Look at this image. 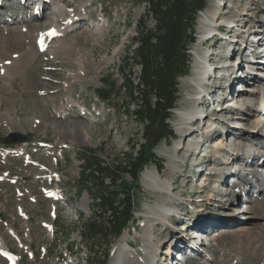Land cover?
Segmentation results:
<instances>
[{
  "label": "rangeland",
  "instance_id": "1",
  "mask_svg": "<svg viewBox=\"0 0 264 264\" xmlns=\"http://www.w3.org/2000/svg\"><path fill=\"white\" fill-rule=\"evenodd\" d=\"M55 2L64 4L63 6L67 7L66 10L56 14L53 13L50 4H47L40 14L35 15V18L31 11L32 4L19 5L21 4L19 0L18 2L4 0L0 6L1 12L5 9L4 12H0V52H6L4 56L11 58L10 63L17 59L22 49L32 54L26 62L18 64L17 70L11 72L9 77H4L0 72V95L3 96L0 99V115L3 114L0 117V149L8 148L4 140L11 133H23L31 142L25 150L27 153L22 156L13 157L10 156L11 153H4V156L0 154V240L14 254L17 264H104V262L107 264L111 259L112 246L118 238L108 247L106 246L108 239L104 238L94 248L81 239L79 232L81 225L96 212H93L90 207L92 201L90 192L88 190L79 192L78 178L84 150H95L102 158L115 162L123 153L131 152L133 146L145 144L146 140L142 136L145 126L134 121L132 116L126 117L122 113L121 102L128 101L127 96L123 93L118 94L115 89L107 104L97 96L99 89L104 92V96H107L108 89L102 81L103 77L110 76L109 81L115 87L122 83L119 67L124 66L127 70L122 60L129 53L127 48L131 45L132 37L136 35V24L144 14L145 3L144 0H55ZM208 7L221 8L219 13L224 14L225 18L237 16L235 19L239 21L241 29L234 30L236 33L249 31L251 24L255 25L254 28L264 26L260 23L261 20L264 21L262 18L264 12H261V10L264 11V0H206L205 10ZM205 10L200 12L198 18ZM65 16H72L76 20L73 24L63 25L66 21ZM198 18L196 40L190 46L191 53L195 52V55L191 54L190 72L188 76L178 79L179 99L171 118L165 121V128L173 131L174 138L167 142L161 138L157 144H154V154L158 162L163 165L160 173L167 180L170 192L160 193L150 190L144 181L143 173L140 174L139 187L133 193L135 221L122 236L128 240V244L133 243L135 250H141L143 236L146 233L149 237L152 236L149 239L152 245L153 240L156 239L153 249L158 245L157 241L169 233L176 235L171 241L175 242V239L180 236L178 225L183 223L182 217L178 215V218L169 219L163 227L158 217H150L149 207L166 197L172 199L174 197L176 200L184 198L183 202L175 201V204L178 205V210L181 206L183 213L186 216L189 215L185 216V219H188L189 223L193 221L191 223L193 228H196L195 225L201 218V214L216 220L206 224L207 233L216 234V239L209 246L210 249L215 248V251L209 252V248L199 247L195 254L197 258L191 257L185 263H180L175 255H171L167 262L161 260L163 264H168L170 260L173 264H264V208H259V202L264 201V194L261 191L264 189V172L258 181L253 182L254 186L247 193L244 191L240 194L233 188L229 196L223 197L225 206L216 198L221 197V187L225 188L228 184L223 183L216 173L221 172L224 167L229 169L233 165L231 161L222 164L225 160L224 154L228 155L226 149L229 148H219L220 150L213 148L217 151L215 155L213 153L215 156L213 159L210 151H205L202 157H198L199 154L196 153L189 154V150L188 152L186 150L188 147L193 148L196 139L190 146V142L188 143V139L185 138L187 134H182L184 131L178 132L176 129L177 123L180 122L178 111L194 107V103H191L193 91L189 78L194 69V62L197 60L196 53L206 54L208 51L215 52L217 49V56L213 55V59L222 57L226 53L220 51L222 48L217 42L204 46L201 44V50H197L196 45L200 43ZM4 19L13 20L15 23L5 22ZM24 20L26 21L23 22ZM35 23L38 26L36 31L39 33L56 25L63 33L62 37L50 42L49 53L38 52L35 38L31 37L32 32H28V25L33 26ZM152 25V20L148 19L147 26L152 27ZM22 26V30H19ZM25 27L27 30H24ZM9 29H14L16 32L8 33ZM131 46L134 48V45ZM234 60L232 57L229 58V62ZM129 66L132 67L134 74H138L140 68L137 65L130 63ZM258 72L264 73L261 68L255 71L257 74L252 75L258 76ZM78 76L81 78L80 81L76 80ZM134 77L135 75L132 76L133 79ZM32 79L35 80L34 84L30 83ZM245 81H243L245 87L254 89L264 87V76L257 81H253L252 78L250 80L249 76L245 78ZM219 82L220 86L212 89L213 93L217 89L215 98L221 103L237 100L238 95H235V90L239 88H236L231 81L233 87L231 89L230 86V94L227 95L228 87H226L227 83H224V75ZM246 96L250 94L245 93V101L250 100L251 97ZM253 97L256 99V96ZM260 97H257V104H260L258 102ZM69 99L70 104L66 105ZM245 101L244 103L250 102ZM82 105L85 106V114L76 111V108ZM63 108L68 111V114L59 113V110ZM223 113L231 117L225 119V122H235L237 129H245L249 133L255 130L252 133L256 135L257 129L253 128V123L241 117L237 118L235 111ZM7 116L10 120L3 119L8 118ZM248 117L251 120L255 119L254 115ZM217 122L223 128L229 129L225 122L224 125L218 120ZM189 125L192 127V124ZM230 127L233 128V126ZM228 134L237 138L234 142L241 145V151L245 153L250 148L254 152L258 150L257 147L264 145V138H260L251 146H244L245 141L241 139V131H229ZM151 137H157V132L152 130L149 138ZM215 137L217 140L213 141L216 146L223 143L225 147L227 141L224 137H221L220 133ZM38 142L53 144L55 148L47 153L41 150L34 151ZM61 144L69 148L60 151L57 145ZM228 145L229 143L226 144ZM169 147H176L179 150L173 153L170 152ZM10 148L16 151L20 146ZM229 150H233V147ZM221 151L223 153L220 155ZM57 152H60L61 158L58 157V162L55 164L52 160L57 157ZM258 152L259 150L254 153ZM200 158V165L196 166L198 162L196 160ZM261 159L262 157L259 161ZM30 160L35 163H29ZM219 161L221 163H218ZM193 168H199V173L194 174L197 180H194L191 172ZM147 169L155 170L156 165H149ZM52 173L57 174L59 182L48 181L52 177L42 178L45 175L52 176ZM128 179L130 180V177ZM53 184H57V196L60 198L62 193V200L56 199L57 196L44 197L41 188L47 189L49 186L53 187ZM257 188L261 189L257 192ZM242 198L246 200L253 198L256 201L250 202L249 206L243 204L246 209L242 213H236V207L228 208L230 200L236 199H239V203L233 206L240 208L244 201ZM8 229L17 233L16 236L8 234ZM47 229H50L51 233ZM225 231L226 233L223 234ZM217 233L223 237L217 238ZM162 244L159 246L161 247ZM168 244L160 248L162 252L159 255L164 258L168 255H165L164 251L171 247ZM184 251L185 249L180 250V254L187 256ZM143 258L142 253L140 260ZM0 264L8 263L0 257Z\"/></svg>",
  "mask_w": 264,
  "mask_h": 264
},
{
  "label": "trees",
  "instance_id": "2",
  "mask_svg": "<svg viewBox=\"0 0 264 264\" xmlns=\"http://www.w3.org/2000/svg\"><path fill=\"white\" fill-rule=\"evenodd\" d=\"M144 14L136 24V35L127 48L128 54L119 67L122 83L115 87L110 76L102 81L107 96L99 89L97 96L110 102L113 91L123 93L128 101L121 102L122 113L145 126V144L133 146L115 162L102 158L95 150H84L79 173L80 190H88L93 215L80 227L81 239L95 247L107 238L106 246L119 238L134 223L135 200L142 171L149 165L162 169L154 154V137L149 138L162 118V139L174 138L165 128L179 99L178 79L190 70V46L195 42L196 21L206 7V0H144ZM148 19L152 27L147 26ZM137 65L138 74L129 65ZM134 79L132 76H134ZM105 78V79H104ZM136 79V81H135ZM106 103V104H107ZM132 104V106H130ZM130 177V180L128 179ZM105 264V262H104Z\"/></svg>",
  "mask_w": 264,
  "mask_h": 264
},
{
  "label": "bare ground",
  "instance_id": "3",
  "mask_svg": "<svg viewBox=\"0 0 264 264\" xmlns=\"http://www.w3.org/2000/svg\"><path fill=\"white\" fill-rule=\"evenodd\" d=\"M14 1L15 0H13V2ZM19 1L21 2L20 5H23V4L25 5L26 3L28 5V4H30V2L36 4V8H33L31 10L32 12H33V10L36 11L34 13V16H33L34 18H35L36 14H40V11L43 9L44 6H47V4H50L49 6H51V8L53 10V13L55 12L56 14L57 13L61 14L67 8V7L63 6L64 4L61 5L59 3H56L55 0H40L39 3L37 1H35V0H19ZM37 4H38V6H37ZM220 10H221V8H218V7H216V8L208 7L203 12L202 16L200 18H198L199 19V25H200V41H201L199 44L196 45L198 51L201 50V48H202L201 44H203L205 41H207L206 38L208 40L209 39L212 40V41H207L206 43H208V44H210L211 42L219 43V47L222 48V49L218 48V49H220V51L221 50L225 51L226 48H228V47H230V49L231 48L238 49L237 48L238 45H237L236 36H235V34L231 35L234 32V30L241 29L240 28L241 25L238 23L239 21H236V19H235V18H237V16H233L232 15V16H229L228 18H225L224 14L220 15V13H219ZM261 12H264V11L261 10ZM31 15H32V13H31ZM262 18L264 20V17H262ZM64 19H66V21H64L63 25H65V24H68V25L69 24H73V22L76 20V19L74 20V18L72 16H69V17L65 16ZM4 21H7V20H4ZM10 21L13 22V20H10ZM235 21H236V23H235ZM23 22H25V20ZM224 22L228 23L229 25L232 24L235 27L234 28H230L224 34L219 32L220 33L219 35L221 36L220 39H217V38H215L213 36L210 37L211 34H216L217 33V30L220 29L219 26L222 25ZM257 22H259V21H257ZM13 23H15V22H13ZM260 23L262 25H264V21L262 22V20H261ZM89 25L92 26V24H89ZM37 27L38 26H36V23L33 26H31V24L28 25V32H32L31 33V37L35 38L34 40L36 42V45L38 44V42L40 40L41 41H45L44 33L46 31V30L43 31L44 33L43 32L39 33L38 31H36ZM22 28H23V26L19 27V30L20 29L22 30ZM263 28H264V26H263ZM53 29H54V31L57 34L55 36L56 38L63 36V33L60 32L61 30L59 29L58 25L54 26ZM24 30H27V27H25ZM7 32L8 33L9 32L10 33L11 32L15 33L16 31L14 29H12V30L9 29ZM249 32H251V31H249ZM19 35H21V33H19ZM256 38L259 41H264V30H263L262 34L256 35ZM227 39H230V40H227ZM9 40H10V38H9ZM1 43H4V42H1ZM242 43H244V41ZM205 44H203L202 46H204ZM224 47H226V48L224 49ZM48 49H49L48 51H50L51 46H48ZM18 51H20V50H18ZM217 51H218L217 49H216V51L214 53H210V51H208V53H206V54L201 52L202 54H200V55L198 53H196L197 60L194 62V65H193L194 69H193V72H192V74L190 75V78H189V83H190L191 89L193 91V95H192L193 96L192 99L194 100L193 103H195L196 101L201 102L206 97V95L208 93L207 90L209 92H211L215 96V93L217 92V89L215 90L214 93L212 92V89L215 86H218V85L220 86V82L219 81H220V78L223 75H224V81L226 82V77H227L226 75H227V72L229 71V69L231 68V65L229 63V59L226 58L225 54H223L222 57L218 56V58L215 59L216 61H212L213 60V55H216ZM260 51H261V49L258 52H260ZM4 52H0V72H1V75H3L4 77H9L11 72H14V71L17 70V65L18 64H20L22 62H26L30 57H32V54L30 52H28V50L22 49L20 51L21 53H19V56L17 57V59H15L13 62L10 63V61H12V60H9V59H11V58L8 55H6L8 57H5L4 55L6 54V52L5 53ZM262 54L264 55V52ZM193 55H195V52L193 53ZM259 56H262V55L259 54ZM219 57H221V58H219ZM222 58L224 59V61H223ZM262 59H260L257 62V64H258L257 67H255L254 64L251 65V66L253 68H256L257 70H261V68H262L263 71H264V68H263L264 63H262L263 62ZM211 68H214V70L211 71ZM253 74H255V73H253ZM233 75L234 76H233L232 83L235 85V87H237V83H234V81L238 78L237 77V72L234 73ZM260 75L264 76V73L263 72H258V76L250 74L249 75L250 76V80L252 78L253 81L254 80L257 81V80L260 79V77H261ZM76 80L80 81L81 80L80 76L76 77ZM30 83L34 84L35 80L32 79V81ZM241 83H243V80H241L239 82V86L238 87H240V88L235 90V95H238L236 97L237 100L233 99L230 102H227V103L226 102H224V103L222 102L221 103L219 99L215 98V101H216L215 109L218 110L220 108L221 109L220 113L223 114V116H221L220 118H218L216 116L215 120L217 121V118H218V120L220 119L221 121L220 120L219 121L222 122L223 125H224L226 123L225 119H230L231 117L229 115H225V113H223V112H234L235 111V113L237 114V118L241 117L243 120H248V122L253 123V125H254L253 128L257 129L256 133H255L256 135H254L252 133V132H255V130H253V131H251L249 133L248 131H245V129L244 130L237 129L236 128L237 127L236 123L235 122L233 123L231 121L228 122L229 129L227 130V128H226V135L228 134L229 131H234V132L241 131V134H242L241 135V139H243L245 141L244 146L246 145V146L249 147V146H251L253 144V142L258 141V139H260V138H264V114L261 113L262 111H264V87H259L260 89L259 88L258 89H254V88H250V87H245V85H244L241 88V86H240ZM205 86H207L206 88H208V89H206ZM230 86H231V81H230L229 85L227 86L228 87V95L230 94V92H229ZM232 87H233V85L231 86V89H232ZM210 88H211V90H210ZM245 93H249L250 94V96H246V97H251V98H249L250 100H246V101H250L249 103H244V101H245ZM226 96H225V99L227 98ZM232 96H233V93H232ZM253 96H256V99ZM259 96H261L259 98L260 101H258V102H260V104L259 103L257 104V97H259ZM1 98H3L2 95H0V99ZM70 101L71 100L69 99L67 101L66 105L70 104ZM257 105H260V106H257ZM64 108H63V110L62 109L59 110V113L62 114V115L68 114V111L67 110L65 111ZM184 109L185 110L178 111V116L180 118V122L177 123V125H176L177 131L178 132L184 131L183 133H185L190 128L189 124L191 123V120L193 118L192 117V115H193L192 114V110L188 109V108H184ZM76 111L85 113L84 108L82 109V108H80V106H79V108H77ZM256 112H258V113L255 115ZM4 115L6 116V114H4ZM212 115L214 116V114H212ZM251 115L252 116L254 115L255 119H253V120L249 119L248 116H251ZM1 116H3V114L0 115V117ZM7 117L8 118H3V119L10 120V117L9 116H7ZM197 117L198 116L196 115V118ZM32 122H34V121H32ZM213 125H216V123H210V126H213ZM231 125H234L233 128L230 127ZM218 126H219L218 128H220V129L223 128L222 125H218ZM198 127L199 126L197 125L196 127H193V128L194 129H198ZM219 133L220 132L216 131L212 135L211 138H214L213 140L216 141L217 139H215L216 138L215 135L219 134ZM188 135L191 136L190 141H192L193 140V136L195 135L194 131H192V134H187V137H189ZM220 135H221V137L222 136L224 137L225 141H227V138H225V135H223L221 133H220ZM228 135H229V137H231V134H228ZM253 137H255V138H253ZM232 138H233V141L231 143H229V145H228L229 147L226 146L227 143L225 144V147L223 146V143H219L216 146L215 141H213V145L211 147H208V149H210V150L212 149V152H211V156L212 157L211 158L213 159L215 157L214 155L217 153L216 150H218L219 148H222V149L229 148L230 149L231 147H234V150L237 151L238 150L237 147H240L241 145H239V144L234 142L235 141L234 139H237V138H234V136H232ZM199 140H200V138H199ZM27 144L28 143H24V145H22L21 147H25L26 148L28 146ZM255 146H257V145H255ZM199 148H201V146H199ZM213 148L216 149V150H214ZM181 149H182V147L180 148V150ZM196 149H197V147H193V148H188L186 151L188 152V150H189V152H190V151H194ZM229 149H226L228 155L224 154V158L225 159H226V157H231V154H229V152H228ZM251 149L252 148H250V150L246 151L247 155H244V156L241 155V158L243 157L244 159H241L240 157H238V158L235 157V158H237L238 161H244L245 159H248V160H246L247 161V165L251 166L252 173H254V172L256 173V174H253V176H251L250 178H252L253 182H255V181H258L259 178H261V175L264 172L263 171L264 168H262V167H264V159H263L264 158V145L259 146V148L257 147V149L259 150L258 153H254V152L258 151V150L253 152ZM169 150H170V152L175 153V152H177V150H179V148L169 147ZM260 150H263V151H260ZM223 151H221L220 155L223 153ZM249 151H251V152H249ZM213 153H214V155H213ZM256 157H257V159L255 160ZM260 157H262V159L259 161ZM255 161L256 162L259 161V162L256 163ZM218 163H221V161H219ZM249 163H251V164H249ZM238 164L239 163H236L235 165H233V167L230 169V171L234 172V171L239 170V168H241V167L238 166ZM244 167H242V169ZM147 168H145L144 169L145 171L143 170L142 173H143V176H144V181H145L146 185L149 187V189L152 190V191H155V192H160V193L162 191L170 192V186L168 185L167 180L162 177V175L160 173V170H158V169H155V170L154 169H147ZM227 173H229V172H227ZM225 174L226 173H224V176L222 177V180H223V178L225 179ZM246 176H247V174H246ZM244 177H245V175H244ZM238 178H240V179H238ZM242 178H243V176L240 174V172H238L237 173V179L242 181L241 185H244ZM236 185L239 186L238 185V181H236ZM249 186H254V185L250 184ZM244 187H245V185H244ZM257 189H260V188H257ZM261 191H263V194H264V189L261 190ZM166 192H163V194H166ZM224 192H226V193H224L223 195H227L228 196V194H229V193H227L228 190H224ZM242 192H243V189H242ZM258 194H260V193H258ZM172 195H174V194H172ZM226 197H224V198H226ZM257 197H258V195H257ZM216 199H217V201L218 200H222L221 203H223L225 205V201H223L224 199L222 197L217 196ZM242 199L244 200L242 205L245 204L247 206L250 205V202L256 201V199H253V198H251V199L247 198V200L245 198H242ZM175 201H177V203H178V201L183 202L184 198H183V200H176L174 197H173V199L170 198V197H166V198L158 201L156 205H153V206L149 207V209L151 210L150 217H152V218H157L158 217L160 219L159 222H161L163 219H165V217L168 216V212L169 211H173L175 213H180V210H182L183 208H181V206H180L179 210H178V205L175 204ZM246 201H248L247 202L248 204L246 203ZM234 204H236L235 201L234 200H230V202L228 203L227 206H228V208H229V206L230 207H236L235 208V212L236 213L245 212L246 207H243L245 205H243V206L241 205V207L243 208V209H241V208H239V206L238 207L237 206H233ZM259 208H264V201H260L259 202ZM181 212L183 213V210ZM185 216L186 215H184V219H185ZM187 216H189V215H187ZM200 216H201V218H199L198 223L195 225L196 226V228H195L196 230L191 232L190 235L192 236V238L197 243L198 242L199 243H204L205 241H210V242H208L206 245H201V246H192L191 245L190 246L189 242L187 240L185 241L183 239L184 236L180 235L178 239H175V242L169 243L171 246H176V247H180V248L183 247V246L184 247H190L192 252L190 254H189V252H186L187 254H189V255H187L188 257L186 256V254L183 257L178 255V258H180V260L184 259V261H183L184 263H185V261H188L191 257L197 258V256L195 255V254H197V251H198L197 248L203 247V248L208 249L209 246L211 245V243L216 239L215 238L216 234H213V232L212 233H207L208 232V229H207L208 226L206 225V224H208V223H210L212 221H216V220H214L212 218H209V217H207V215H204V214H201ZM230 218H228V220ZM191 223H193L192 220H191ZM231 224H234V223L231 222ZM221 229L224 230L223 228H221ZM222 230H221V233H222ZM225 230H228V229H225ZM205 233H207L208 237L207 236L206 237L203 236V235H205ZM225 233H226V231L223 232V234H225ZM8 234H10V235L15 237L17 233L15 234V232L12 229H8ZM173 236H176V235H173ZM143 237H144V242H143V245L141 246V250H135V246L133 245V243H129L128 244V240L124 236L121 235L118 238V240L115 242V244L112 246L113 248L111 250V256H110L111 259L109 260V263H107V264H159V260L160 259L158 258L156 260L157 254H158L157 250L160 249L164 244H168V241L166 243H163L161 247L159 245H156L157 247H155L153 249V246H155L154 241L156 239L153 240V245H152L151 242H149V239L152 237L151 235L149 237V235H147V233H146ZM221 237H223V235L217 233V238H221ZM16 238L18 239V237H16ZM147 238H148V240H147ZM164 240H166V239H164ZM0 249L4 250V251L7 249V246L1 240H0ZM208 251L209 252L215 251V248H213V249L209 248ZM160 252H162V251H160ZM164 252H165V255L169 254L170 253V249L167 250V251H164ZM142 253L144 255V258H143V260H140V257L142 256ZM160 257H161V260H165V261L166 260L168 261V259H170L169 257L166 258V259L164 258V256H160ZM15 264H17V262ZM168 264H173V261L170 260V262Z\"/></svg>",
  "mask_w": 264,
  "mask_h": 264
},
{
  "label": "water",
  "instance_id": "4",
  "mask_svg": "<svg viewBox=\"0 0 264 264\" xmlns=\"http://www.w3.org/2000/svg\"><path fill=\"white\" fill-rule=\"evenodd\" d=\"M162 123H163V119L161 118L159 120V122L157 123V126L154 130L155 132H157V137L154 138L155 144H157V142L159 141V139L162 136V128H161ZM28 139L29 138L23 133H11L5 138L4 143L6 145L13 146L16 144L24 143V142L28 141Z\"/></svg>",
  "mask_w": 264,
  "mask_h": 264
}]
</instances>
